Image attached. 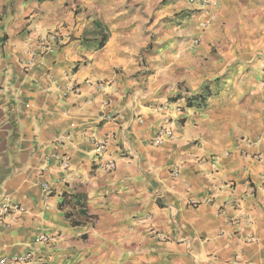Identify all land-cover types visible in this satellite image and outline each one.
Returning <instances> with one entry per match:
<instances>
[{"label":"crops","instance_id":"1","mask_svg":"<svg viewBox=\"0 0 264 264\" xmlns=\"http://www.w3.org/2000/svg\"><path fill=\"white\" fill-rule=\"evenodd\" d=\"M199 1L0 0V203L24 209L0 260L264 264V0ZM48 33L64 45L23 69ZM151 35L147 65L177 51L189 79L140 78Z\"/></svg>","mask_w":264,"mask_h":264},{"label":"built area","instance_id":"2","mask_svg":"<svg viewBox=\"0 0 264 264\" xmlns=\"http://www.w3.org/2000/svg\"><path fill=\"white\" fill-rule=\"evenodd\" d=\"M195 0H189L190 3H193ZM200 5L207 7L210 5H214L216 0H200ZM205 26L207 24H204ZM65 38L58 34V33H48L45 37H42L38 41V51L36 50H27L24 55L26 58V62L22 63L23 69L30 70L36 65V57L38 55H44L48 53H52L53 50L57 46L64 45ZM88 84H92L91 82H88ZM97 89L102 90L105 86L104 83H95ZM69 90L73 94H79L80 87L78 85L71 84L68 86ZM163 108L158 107L156 109V112H162ZM105 120H108V117L104 118ZM110 119V118H109ZM173 137V132L171 128L164 126L161 127V129L157 132L156 136L152 140L153 146H159L164 141L171 139ZM68 138V137H66ZM63 141V140H61ZM105 149V143H96V154L99 155L103 152ZM61 169L63 171H66L69 168V162L66 158L62 157L60 160ZM115 169V165L113 163H107L105 165L104 170L108 172H112ZM176 175V172H175ZM44 190L46 193H50V187L48 185H43ZM24 209L19 204L12 203L8 200L3 201L0 203V223H2V219L7 216H16L20 213H23ZM149 218V217H148ZM151 232L159 239L164 240L165 238L159 234L155 229H151ZM53 242V240L47 236H41L38 239H36L35 243L37 244H43V245H50V243ZM35 259V255L33 252H28L22 257H14V258H8L4 257L0 260V264H32Z\"/></svg>","mask_w":264,"mask_h":264},{"label":"rangeland","instance_id":"3","mask_svg":"<svg viewBox=\"0 0 264 264\" xmlns=\"http://www.w3.org/2000/svg\"><path fill=\"white\" fill-rule=\"evenodd\" d=\"M166 2H170V0H162V3H166ZM144 41H145V35H141V39H139L138 43L141 44V43H144ZM146 41H147V44L143 48V51H142L143 55L141 56L142 58L141 60H139V66L141 70L138 73V75L140 76L141 79H177V78L181 79L185 77H186L185 79H189V71L192 70L191 68L189 69V66H187L186 70L183 68L185 66H183L182 68H178V70H175L174 69L175 67H170L171 63H175L176 60H179L177 57H181L183 55V54L181 55L180 53L178 54V56L177 55L174 56V54H176L177 51L175 53L174 52L172 53L164 52V51L161 52L160 55L158 56V59L156 58L157 60H154L155 62H152L154 66L149 67L146 61L149 59V57L153 56V52L155 51L154 50L155 44H153V42L155 41V37L151 35L150 38L147 39ZM96 45L97 43L95 42L94 46ZM183 61H184V58H183ZM196 67H199V65H196L193 69H196ZM147 68L149 70H146ZM171 70L172 71L174 70V71L172 72ZM170 71L172 73H170Z\"/></svg>","mask_w":264,"mask_h":264},{"label":"trees","instance_id":"4","mask_svg":"<svg viewBox=\"0 0 264 264\" xmlns=\"http://www.w3.org/2000/svg\"><path fill=\"white\" fill-rule=\"evenodd\" d=\"M107 40H108L107 33L106 34L103 33L102 35H100V37L98 39V42H97V49L98 50L99 49H102L105 46ZM202 98H204V97L201 94V95H197L196 97H193V98L188 99L187 100V106L190 107V106H194L195 104L196 105H200ZM79 198L82 199L81 197H79ZM76 202L79 203L80 208L83 209L84 202H81L80 200L79 201H76Z\"/></svg>","mask_w":264,"mask_h":264}]
</instances>
